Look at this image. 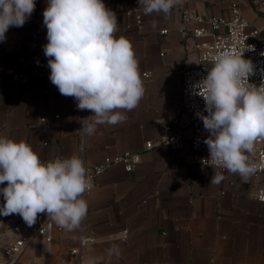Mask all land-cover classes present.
<instances>
[{
	"label": "crops",
	"instance_id": "0c3cea01",
	"mask_svg": "<svg viewBox=\"0 0 264 264\" xmlns=\"http://www.w3.org/2000/svg\"><path fill=\"white\" fill-rule=\"evenodd\" d=\"M232 2L249 31H264L254 0H178L167 15H145L138 0H104L117 17L115 35L133 46L144 93L124 122L100 125L91 136L79 120L92 113L78 110L75 98L61 95L49 79L43 21L8 29L0 41V136L24 140L42 162L77 155L92 165L126 150L142 151L134 170L117 163L97 177L85 196L88 211L80 229L54 228L51 242L36 238L17 264H264V204L254 196L264 173L245 181L223 171L221 184L210 183L222 170L196 160L187 124H181L177 145L144 149L146 141H159L167 124L184 119L180 72L198 64L195 43L202 38L189 31L201 23L184 24L182 9L229 18ZM46 7L47 0H35L34 12ZM18 222L26 224L18 214L0 215V234ZM83 237L94 239L80 245Z\"/></svg>",
	"mask_w": 264,
	"mask_h": 264
},
{
	"label": "clouds",
	"instance_id": "9594fccd",
	"mask_svg": "<svg viewBox=\"0 0 264 264\" xmlns=\"http://www.w3.org/2000/svg\"><path fill=\"white\" fill-rule=\"evenodd\" d=\"M177 2L138 0L145 15H167ZM34 9L35 0H0V41L11 26H23ZM43 23L51 83L61 95L75 98L78 110L92 113L79 120L85 135H94L100 125L124 122V113L138 106L144 87L130 40L115 35L116 14L103 0H47ZM244 49L216 54L207 75L193 86L207 112L197 115L209 133L204 140L209 159L222 170L210 179L215 185L225 180L223 171L247 181L264 168L251 159L256 141L264 138V86L249 82L253 64L244 58ZM0 185H5L0 187V215L18 214L32 226L45 213L71 232L81 228L87 215L83 194L93 188V176L80 156L42 162L24 140L0 136Z\"/></svg>",
	"mask_w": 264,
	"mask_h": 264
},
{
	"label": "built area",
	"instance_id": "2783aa9c",
	"mask_svg": "<svg viewBox=\"0 0 264 264\" xmlns=\"http://www.w3.org/2000/svg\"><path fill=\"white\" fill-rule=\"evenodd\" d=\"M104 2V0H103ZM256 12L264 15V0H254ZM231 16H202L190 12L188 8L182 9V21L188 25L190 22L198 21L201 26L190 27L192 36L202 38L195 43L198 54V64L181 70L180 80V109L179 114L184 116L177 125L167 124L158 142L148 140L144 144V149H151L156 144H166L169 146L177 145L181 124H187L192 128L190 148L192 152L198 154L197 161L204 166H214L209 159L207 145L204 143L209 133L204 129L202 119L197 113L207 115L205 104L202 97L195 95L193 86L206 75L208 68L211 67L212 58L221 51L231 49H244V58L250 59L253 64V73L249 76V82L256 86H264V31L258 29L248 30L249 22L241 14L237 3L230 4ZM40 20L43 21V10L32 13L31 17L24 23L35 25ZM140 27V18L137 19ZM163 33L166 30H162ZM251 47V48H248ZM148 76L147 72L143 74ZM141 150H126L112 157H105L100 162L86 165L93 176V188L96 185L97 177L112 164H122L125 171L130 172L136 168L141 160ZM252 160L258 165H264V138L258 139L255 143V151L251 154ZM103 171L97 174V169ZM264 173V168H259L254 174L255 177ZM92 188V189H93ZM91 189V190H92ZM86 191L83 198L88 194ZM255 198L264 204V185L258 186L254 192ZM54 228L61 229L45 213L38 214L36 222L29 226L21 222L15 223L0 234V264H17L26 249L38 238L43 243L52 240ZM123 238L126 230L122 232ZM93 237L81 238L80 245L93 241Z\"/></svg>",
	"mask_w": 264,
	"mask_h": 264
}]
</instances>
